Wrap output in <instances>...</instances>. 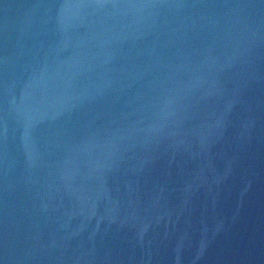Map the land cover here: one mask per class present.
Wrapping results in <instances>:
<instances>
[{
    "label": "water",
    "instance_id": "water-1",
    "mask_svg": "<svg viewBox=\"0 0 264 264\" xmlns=\"http://www.w3.org/2000/svg\"><path fill=\"white\" fill-rule=\"evenodd\" d=\"M0 264H264V0H0Z\"/></svg>",
    "mask_w": 264,
    "mask_h": 264
}]
</instances>
